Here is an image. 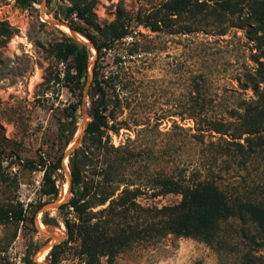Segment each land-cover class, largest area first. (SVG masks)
Wrapping results in <instances>:
<instances>
[{"label":"rangeland","instance_id":"rangeland-1","mask_svg":"<svg viewBox=\"0 0 264 264\" xmlns=\"http://www.w3.org/2000/svg\"><path fill=\"white\" fill-rule=\"evenodd\" d=\"M93 1L99 28L121 16L128 31L95 65L94 49L65 25V2L0 0V21L14 31L0 46V208H21L24 216L21 223L0 222V264H22L28 247L34 263L48 264V248L65 238L57 206L70 197L67 154L78 147L87 156L83 176L90 193L112 199L91 209L98 211L93 222L99 219L111 231L143 227L161 207L179 202L180 195L160 192V178L182 186L205 180L226 196L264 204V112L245 115L264 107V85L254 84L264 78V58L252 61L264 46L247 33L253 26L249 6L260 0H191L200 3V14L172 17L162 10L166 0ZM224 1L231 10L219 11L216 5ZM147 16L154 29L137 23ZM64 38L88 50L80 97L54 57V46ZM94 68L109 123L117 129L95 144L84 133L100 100L92 85ZM78 99L75 131L65 146L58 124ZM245 138H251L248 145ZM61 153L62 168L53 174L58 193L44 196L38 160L53 162ZM219 235L223 244L208 246L152 233L133 239L113 264H238L247 250L264 260V245L249 241L259 242L250 221L229 218L219 224ZM57 264L86 262L72 243Z\"/></svg>","mask_w":264,"mask_h":264},{"label":"trees","instance_id":"trees-1","mask_svg":"<svg viewBox=\"0 0 264 264\" xmlns=\"http://www.w3.org/2000/svg\"><path fill=\"white\" fill-rule=\"evenodd\" d=\"M34 0H23L22 5H29ZM66 3L63 17L67 20V29L74 34L83 37L94 49V65L103 51L110 50L112 44L123 39L128 35L127 25L121 16L107 26L99 28L95 22L93 14V0H57ZM162 10L167 17L180 14L195 16L200 14V3L191 2V0H166L162 4ZM219 11L231 10L232 6L227 2H219L216 5ZM249 26L247 33L252 41L258 45L264 46V0L253 2L249 6ZM137 19V23L148 27L156 25L150 21ZM146 19V18H143ZM160 16L157 22H160ZM154 29V28H152ZM13 29L4 21H0V46L5 44L13 35ZM259 34V35H258ZM55 59L64 64L63 79L68 83L75 85L80 97V89L87 76L88 69V50L83 44H78L69 38L56 44L53 49ZM259 55V56H258ZM253 56L252 61L260 64L259 59L264 58V52ZM264 85V78H258L255 82ZM92 85L94 90L100 95V100L93 104L90 120L86 123L84 133L91 139V142L99 143L101 136L110 130L113 133L117 131L113 128L112 115L107 111L104 90L101 82L97 79V70L92 69ZM254 93L257 88L254 87ZM264 92V87L261 90ZM257 95V94H256ZM79 99L76 104L70 106V112L67 118L58 124L57 136L62 139L64 145L70 142L75 131V112L79 105ZM264 101V100H263ZM264 103V102H263ZM264 107L251 112L246 111V116L251 117L254 114L262 115ZM255 131H249L253 135ZM248 145L251 138H245ZM238 145V144H237ZM63 153H61L53 162L38 160L39 169L42 172V195L55 197L57 187L53 179V174L62 168ZM67 164L69 170V199L57 206L60 213L61 223L64 227L65 238L61 242L51 246L47 253L48 264H57L59 255L72 243H77L78 255L84 258L86 264H98L100 259H104V264H113L114 257L122 251L133 239L149 236L152 233L157 235L172 234L176 237L192 238L202 241L208 246L223 244L219 235V224L229 218L248 220L253 223L259 233L258 241L250 238V243L264 245V204L250 201H242L236 197H229L222 193L217 187L209 181H196L191 186H182L180 183L169 178H160L156 184L162 194L175 193L180 195V200L172 206H163L157 210L156 220L149 221L143 227L126 226L119 227L118 230L111 231L107 229V223L96 220L97 212L91 209L95 206L103 205L111 195L101 196L94 191L90 193L91 187L87 185L83 176V169L87 165V156L82 152L81 147L71 150L67 154ZM111 172H105L107 177ZM122 193V192H121ZM136 195H133L134 199ZM122 195L118 201L121 206L126 203L122 201ZM112 199L109 200V203ZM104 210V209H102ZM101 211V210H100ZM24 216L21 208H0V222L21 223ZM32 251L26 248L22 258V264H36L32 261ZM238 264H264L259 257L251 251H245L241 254Z\"/></svg>","mask_w":264,"mask_h":264},{"label":"bare ground","instance_id":"bare-ground-1","mask_svg":"<svg viewBox=\"0 0 264 264\" xmlns=\"http://www.w3.org/2000/svg\"><path fill=\"white\" fill-rule=\"evenodd\" d=\"M56 238V237H55ZM46 251V250H45ZM43 253H45V252H43ZM40 258V260H41V257H39ZM39 259H37V261H40ZM40 263V262H39ZM43 263V262H42Z\"/></svg>","mask_w":264,"mask_h":264},{"label":"water","instance_id":"water-1","mask_svg":"<svg viewBox=\"0 0 264 264\" xmlns=\"http://www.w3.org/2000/svg\"><path fill=\"white\" fill-rule=\"evenodd\" d=\"M51 247L48 248V250L50 249Z\"/></svg>","mask_w":264,"mask_h":264}]
</instances>
